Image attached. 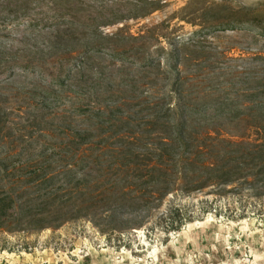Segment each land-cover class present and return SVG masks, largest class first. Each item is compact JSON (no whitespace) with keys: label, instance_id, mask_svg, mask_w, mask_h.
<instances>
[{"label":"rangeland","instance_id":"obj_1","mask_svg":"<svg viewBox=\"0 0 264 264\" xmlns=\"http://www.w3.org/2000/svg\"><path fill=\"white\" fill-rule=\"evenodd\" d=\"M262 143L264 0H0V264H264Z\"/></svg>","mask_w":264,"mask_h":264},{"label":"trees","instance_id":"obj_2","mask_svg":"<svg viewBox=\"0 0 264 264\" xmlns=\"http://www.w3.org/2000/svg\"><path fill=\"white\" fill-rule=\"evenodd\" d=\"M77 42H79V40H76ZM58 43H61L60 42V39H58ZM56 45H58L57 43H55ZM104 46H103V44H97V43H91V42H86V44L83 46V56H80V58H82V60L84 59V61H81L82 63H81V65H82V67H83V65L85 64V57H86V55H88L89 53H91L92 51H94L95 49H97V48H103ZM82 53L81 54H79V55H82ZM68 76H64V74H61L60 76H58L57 78L55 77V79H54V81H53V83L55 84V85H58V86H61V85H65V80H66V78L67 79H69V76H70V72H69V74H67ZM61 80V81H60ZM59 81L61 82L60 84H59ZM82 91H84L83 89H81ZM82 95H78V97H79V99L80 100H84L85 98L84 97H86V94L85 93H81ZM83 108V105H80V108L79 109H82ZM88 112L92 115L93 113H96V114H102V111L101 110H97V111H94V110H88ZM79 133L80 132H82V133H85V132H87V130H85V129H81V130H79L78 131ZM171 141H172V143H176V139H174V138H171ZM223 143H225L226 145H229V146H231V145H237L238 143L237 142H232V141H222ZM263 142V141H262ZM251 144V143H250ZM163 145H165V148H163V149H160L159 151H160V153H158L157 154V156H160V157H163V156H167V154H168V152H170V151H172L173 149H171V148H168L167 146H168V144H163ZM252 146L256 149L253 153H252V150L251 151H249L250 152V154H249V156H250V162L251 163H254L256 160H259V161H261V164L259 165V168H258V170H257V173H256V176L257 177H261L263 180H261V181H263L264 182V156H262V154H264V150H263V148H264V144L262 143V144H252ZM256 151L258 152V154L256 155V156H254V154L256 153ZM173 155H177V154H173ZM206 168L207 169H209V170H214L212 167H209V166H206ZM230 176V173H225V174H223L222 175V177H221V179H226V177H229ZM200 185H202V184H200ZM166 184H165V186H163V189L165 190L166 189ZM204 186L202 185V186H199V189H201V188H203ZM163 190V191H164ZM168 193V190H166V192H165V194H167ZM40 220V219H39Z\"/></svg>","mask_w":264,"mask_h":264}]
</instances>
